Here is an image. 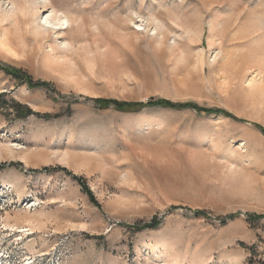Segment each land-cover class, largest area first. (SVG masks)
Wrapping results in <instances>:
<instances>
[{
  "label": "rangeland",
  "instance_id": "374dc122",
  "mask_svg": "<svg viewBox=\"0 0 264 264\" xmlns=\"http://www.w3.org/2000/svg\"><path fill=\"white\" fill-rule=\"evenodd\" d=\"M10 1L0 147L30 162L0 158V264H264V0L39 5L71 18L68 49L35 31L30 0ZM23 218L33 235L5 231Z\"/></svg>",
  "mask_w": 264,
  "mask_h": 264
},
{
  "label": "bare ground",
  "instance_id": "6f19581e",
  "mask_svg": "<svg viewBox=\"0 0 264 264\" xmlns=\"http://www.w3.org/2000/svg\"><path fill=\"white\" fill-rule=\"evenodd\" d=\"M47 2L49 3V0H30L27 2V4L24 2L22 6L24 7V5L26 4L24 8L28 6L31 7L30 9L32 10V14H33L32 24H33L35 31L38 34L40 32L44 34H48L49 32H52V33L54 32L55 34H57V36H55L54 38L55 47L59 49H68L69 42L63 39L58 40L57 37H61L60 31L66 29L69 25H71L72 20L67 15L63 14L62 12L54 8H51L50 11L46 10V14L44 16L40 15L38 13V6L42 5V7H45ZM0 9L3 12L2 15H4V17L5 16L7 17L9 14H12L14 12L15 7L12 5V2L10 0H0ZM44 11L45 10H43V12ZM141 25H142L141 23L140 24L136 23V26L138 27H140ZM155 29L157 28L155 27ZM212 30H214V28H212ZM260 49L262 50V55L261 54L260 55L262 56V62L264 63V35H262V45ZM220 52H221L220 50H217L214 53L213 59L218 57L220 55ZM22 149H24L23 145L17 142H8L7 144H4L3 146L0 147V158L4 157L3 151H6L7 153L12 154V156L14 157L16 156L17 160L23 162L26 165L30 162V158L28 157V155H26V153L22 151ZM34 220L36 219L23 218V220H19V219L7 220V222L4 224V226L7 227L5 228V231L10 230L11 232H13L11 234L13 235L15 234L18 236L17 239H22L23 234L33 235V233L35 232ZM39 255H43V254L40 253ZM27 262H31L30 258L27 259Z\"/></svg>",
  "mask_w": 264,
  "mask_h": 264
},
{
  "label": "trees",
  "instance_id": "16d2710c",
  "mask_svg": "<svg viewBox=\"0 0 264 264\" xmlns=\"http://www.w3.org/2000/svg\"><path fill=\"white\" fill-rule=\"evenodd\" d=\"M5 71L13 76L14 78H17V79H22L24 81L27 80V82L29 84H35V85H39V86H43V87H47L49 84L48 82H45V81H40L38 83H31V78L30 76L28 75H25V73L21 70H15V69H11L9 67L5 68ZM96 100H98L99 102H102V103H113V105L117 108H126V107H130V106H136L138 104H140L139 102H125V101H117V100H108V99H101V98H96ZM148 103H152V101H149ZM155 103H160V104H163V105H166V106H170V107H187V106H193L195 107L194 104H190V103H184V104H179V103H172L168 100H165V99H161V100H156ZM200 111H204V112H207V113H211V112H222L224 115L226 116H232L231 113L227 112V111H224V110H220V109H199ZM256 127L260 130L261 133L264 134V128L259 125V124H255ZM64 169V168H63ZM44 170H46V168H44ZM73 178L79 183V185L81 186L82 190L91 198V200H94L93 199V196L91 194V191L88 189V186L86 185L84 179L81 177V176H78V175H73ZM248 218L251 219V218H255V216L251 217V215H248ZM156 224V223H155ZM143 227H154V222H149V223H144L142 225Z\"/></svg>",
  "mask_w": 264,
  "mask_h": 264
}]
</instances>
